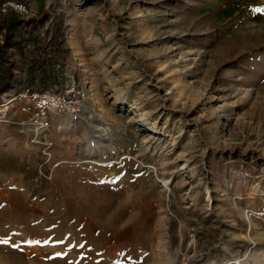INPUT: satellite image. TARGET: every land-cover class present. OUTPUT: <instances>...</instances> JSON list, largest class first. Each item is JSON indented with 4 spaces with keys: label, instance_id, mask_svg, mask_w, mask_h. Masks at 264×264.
Segmentation results:
<instances>
[{
    "label": "rangeland",
    "instance_id": "obj_1",
    "mask_svg": "<svg viewBox=\"0 0 264 264\" xmlns=\"http://www.w3.org/2000/svg\"><path fill=\"white\" fill-rule=\"evenodd\" d=\"M9 2L62 14L69 52L47 89L83 97L36 134L29 90L1 95L0 236L41 235L25 187L51 150L52 187L58 169L96 181L82 196L123 218L122 264H264V0Z\"/></svg>",
    "mask_w": 264,
    "mask_h": 264
},
{
    "label": "crops",
    "instance_id": "obj_2",
    "mask_svg": "<svg viewBox=\"0 0 264 264\" xmlns=\"http://www.w3.org/2000/svg\"><path fill=\"white\" fill-rule=\"evenodd\" d=\"M75 172L73 176H77ZM99 173L100 170L91 169L87 176L97 178ZM59 175L66 183L63 181L55 188L50 185L51 180L46 187H25L30 196L40 199L31 207L37 214L43 213L37 222H32L41 235L33 238L23 234L0 236V255L5 258L2 264H53L40 261L42 252L48 253L46 257H55L57 264L58 260L72 264H122L123 258L127 259L124 255L127 247L121 245L122 241H127L122 238L126 233L122 235V231H118L123 218L115 216L114 219L111 208L97 207L90 197L82 196L83 192L92 196L99 192L96 181L90 191L82 189L77 177L72 180L63 169H58ZM32 253H37L36 258ZM118 258L121 261L118 262Z\"/></svg>",
    "mask_w": 264,
    "mask_h": 264
},
{
    "label": "trees",
    "instance_id": "obj_3",
    "mask_svg": "<svg viewBox=\"0 0 264 264\" xmlns=\"http://www.w3.org/2000/svg\"><path fill=\"white\" fill-rule=\"evenodd\" d=\"M9 1L15 0H0V7L6 5L5 11L0 8V98L21 94V89L47 90L58 79L69 52L62 14L51 26L44 13L19 18ZM16 72L23 74L24 82Z\"/></svg>",
    "mask_w": 264,
    "mask_h": 264
},
{
    "label": "built area",
    "instance_id": "obj_4",
    "mask_svg": "<svg viewBox=\"0 0 264 264\" xmlns=\"http://www.w3.org/2000/svg\"><path fill=\"white\" fill-rule=\"evenodd\" d=\"M7 4L20 12L25 10V6L21 3L15 4L13 2H7ZM0 8L2 11H5L6 5H2ZM26 94L30 97L32 102L31 105L28 104L23 107L22 110L30 112L31 125L36 134L42 130L48 129L52 124V119H54L56 115L75 118L80 111V96L83 97V93L76 89L73 82L59 91L49 88L41 92H25V95ZM4 96L6 95L4 94ZM5 108H7V106ZM43 154V162L35 167L33 187H41L42 184L45 185L50 182L52 168L59 164L51 162V150H44ZM86 161L87 160H85V162ZM47 163H49L48 166L45 165Z\"/></svg>",
    "mask_w": 264,
    "mask_h": 264
}]
</instances>
